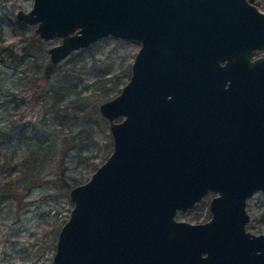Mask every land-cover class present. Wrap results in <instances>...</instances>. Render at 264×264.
<instances>
[{"label": "water", "instance_id": "obj_1", "mask_svg": "<svg viewBox=\"0 0 264 264\" xmlns=\"http://www.w3.org/2000/svg\"><path fill=\"white\" fill-rule=\"evenodd\" d=\"M16 17L61 38L52 65L108 36L140 43L128 81L99 105L113 149L70 189L52 264H264V233L246 228L248 199L264 192L253 0H33ZM210 192L207 222L178 219Z\"/></svg>", "mask_w": 264, "mask_h": 264}, {"label": "rangeland", "instance_id": "obj_2", "mask_svg": "<svg viewBox=\"0 0 264 264\" xmlns=\"http://www.w3.org/2000/svg\"><path fill=\"white\" fill-rule=\"evenodd\" d=\"M256 2L264 11V0ZM32 4L0 0V146L9 147V156L0 154L6 192L0 199V264H52L58 233L73 205L70 189L85 183L113 149L99 105L118 94L104 95L115 81L121 88L128 81L140 49L137 41L108 36L53 65V75L45 80L43 72L52 65L48 49L61 38L42 39L36 25L17 19V11H28ZM33 38L40 42L23 51ZM6 46L15 58L3 52ZM12 125L18 126V135L11 141ZM39 147L53 156L44 171L33 176L27 169ZM208 204L209 199L179 212L178 218L205 220L211 217ZM248 211V229L264 233V192L249 199Z\"/></svg>", "mask_w": 264, "mask_h": 264}, {"label": "trees", "instance_id": "obj_3", "mask_svg": "<svg viewBox=\"0 0 264 264\" xmlns=\"http://www.w3.org/2000/svg\"><path fill=\"white\" fill-rule=\"evenodd\" d=\"M36 42H40V39L33 38V42H31L30 45H28V44L23 45L22 46L23 51H25V52L31 51L33 49V46L35 47ZM31 45H33L31 47L32 49L30 48ZM8 47L9 46H6L3 50V52H6V54L9 57L15 58L14 54L12 53V49H9ZM54 70H55V67L53 65H49L45 69V71L43 72V76H44L43 78L45 80H49L51 78V76L53 75ZM118 81H115L114 86L112 88H109V90L104 95H108L109 93L110 94L111 93H119L122 83H120ZM115 84H116V86H115ZM54 104H57V95H56V100H54ZM17 128H18V126L12 125L9 129V133H10L9 139L11 141L13 139H15V137L18 135V134H16V132L18 131ZM8 149H9V147H7V146L6 147L0 146V154H1V152H3L4 155L9 156ZM12 155L14 156V153H11L10 158H12ZM52 156H53V154H51L50 152H46L44 148H42V147L37 148L31 154L32 166L27 169V172L33 176L40 174L41 172L44 171V169L46 168L50 159L52 160ZM21 174H24V172L21 171ZM0 175H1V173H0ZM35 179L38 181H41L40 177H38V178L36 177ZM69 188H70V186H69ZM5 193H6L5 192V184L3 182V178H1V176H0V199H3L6 197Z\"/></svg>", "mask_w": 264, "mask_h": 264}, {"label": "flooded vegetation", "instance_id": "obj_4", "mask_svg": "<svg viewBox=\"0 0 264 264\" xmlns=\"http://www.w3.org/2000/svg\"><path fill=\"white\" fill-rule=\"evenodd\" d=\"M253 3L260 9V7L258 6V4H257V2H256V0H253ZM261 10V9H260ZM19 11V10H18ZM17 11V12H18ZM262 11V10H261ZM262 12H264V11H262ZM17 15V14H16ZM24 23V22H23ZM26 24V23H25ZM27 25H29V24H27ZM264 55V49H255L254 50V53H253V59H255V58H258V57H262ZM226 60H222L221 61V65H226ZM227 86H228V84H227ZM258 192V191H257ZM262 192V191H261ZM256 193V192H255ZM254 193V194H255ZM214 196V193H212V192H210L208 195H206L202 200H200L197 204H195L193 207H191V208H189L188 210H190V209H192V208H194V207H200V205H202V203L205 201V200H207V199H209V203H210V200H211V198ZM252 196H254V195H252ZM251 196V197H252ZM251 197H249V199L251 198ZM249 199H248V201H249ZM247 209H248V205H247ZM187 210V211H188ZM208 210H209V204H208ZM184 212H186V211H184ZM249 212V211H248ZM250 214V213H249ZM178 217V216H177ZM178 219H181V218H178ZM210 219V217L209 218H207V219H205V220H201V221H197V222H191V221H188V222H191V223H205V222H207L208 220ZM184 220V219H183ZM250 220H251V215H250ZM187 221V220H186ZM250 222V221H249ZM249 222L247 223V226H246V228H247V230H249L248 229V224H249ZM249 231H251V230H249ZM252 232V231H251Z\"/></svg>", "mask_w": 264, "mask_h": 264}]
</instances>
